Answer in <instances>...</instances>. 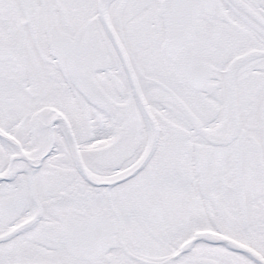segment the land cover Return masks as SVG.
Returning <instances> with one entry per match:
<instances>
[{
  "label": "snow or ice",
  "instance_id": "6c2138e0",
  "mask_svg": "<svg viewBox=\"0 0 264 264\" xmlns=\"http://www.w3.org/2000/svg\"><path fill=\"white\" fill-rule=\"evenodd\" d=\"M0 264H264V0H0Z\"/></svg>",
  "mask_w": 264,
  "mask_h": 264
}]
</instances>
